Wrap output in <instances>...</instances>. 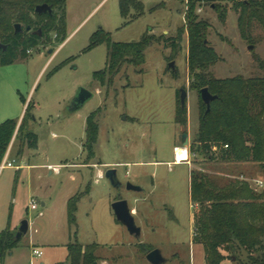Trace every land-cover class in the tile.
Wrapping results in <instances>:
<instances>
[{"label":"rangeland","instance_id":"374dc122","mask_svg":"<svg viewBox=\"0 0 264 264\" xmlns=\"http://www.w3.org/2000/svg\"><path fill=\"white\" fill-rule=\"evenodd\" d=\"M139 1L144 7L143 15L123 25L118 0H67L68 32L65 30L64 41L56 42L55 33H50V42L32 49L26 59L0 67V83L12 90L17 106L25 103L23 114L27 105L32 108L26 131L37 136L38 151L33 152L37 155L29 152L22 157L20 162L24 164L41 163L39 158L43 153L50 158V164L80 162L86 117L100 110L96 120L98 137L94 162L103 175L110 169L102 164H112L121 187L113 189L104 177L95 183L89 169L82 171L85 182L82 191L90 187L77 205L78 244L97 245V259L107 264H149L145 259L147 254L137 248L138 245L157 250L163 259L161 264H205L203 246L194 238L199 205L190 199L191 173L206 176L219 188L246 183L260 194L264 190L263 171L252 163L210 162L191 151L199 113L197 93L189 89L187 35L183 34L172 61L168 42L184 27L187 0ZM161 3L165 4L164 9L150 11ZM218 4L227 8L223 23L213 9ZM232 4V0H212L196 9L198 19L209 25L206 41L220 59L210 71L216 79L264 77L253 60L257 56L264 61V31L253 24L249 32L251 43L243 40ZM98 29L108 33L114 43L137 42L147 30H151L159 42L145 51V62L140 68L124 66L110 86L101 87L92 75L104 70L106 47L83 53L90 36ZM66 61L69 62L48 78L54 68ZM171 63L173 70L169 68ZM79 90L87 91L91 97L80 109L69 112ZM181 90L186 92L185 128L176 126L173 121ZM183 134L189 136L188 163L172 164V148L182 146L178 137ZM22 139V135L13 136L10 143L13 151L24 150ZM179 153L178 160L183 158ZM61 171L59 177L51 178L46 177L44 170L38 171L41 177L33 179L38 186L50 189L52 202L67 184H74L68 180L69 174L78 178V171ZM7 177L12 180L13 171L4 170L0 175L2 231L14 192L11 181L8 186L5 183ZM23 179L21 186L25 183ZM127 183L141 191H127ZM22 191L17 198L22 218L18 229L23 221L30 227L0 264H68L65 244L74 242L73 231L69 233L66 223L59 225L52 219L47 208L39 207L38 211L43 213L41 218L37 212L26 214L28 203ZM116 199L127 201L129 209L137 212L131 215L140 229L138 239L130 236L115 220L110 206ZM13 232L15 237L17 231ZM127 244L134 247L126 249ZM34 251L38 252V257L32 256ZM222 254L227 256L222 264H238V253Z\"/></svg>","mask_w":264,"mask_h":264},{"label":"trees","instance_id":"16d2710c","mask_svg":"<svg viewBox=\"0 0 264 264\" xmlns=\"http://www.w3.org/2000/svg\"><path fill=\"white\" fill-rule=\"evenodd\" d=\"M212 0H187L184 13V27L179 29L174 40H168L171 57L178 51L184 33L187 35L186 68L189 89L198 96V129L190 147L199 158L217 163H252L263 171L264 177V77L244 79L240 76L216 79L210 69L219 62V57L206 41L209 25L199 20L196 9ZM231 9L237 14V29L241 38L251 43L249 35L253 24L264 31V0H232ZM51 8L50 15H37L38 6ZM165 4L154 6L150 11L164 9ZM214 11L221 23L226 19L227 8L214 5ZM118 11L123 25H127L143 15L144 7L139 0H118ZM135 16V17H132ZM21 26L15 33L14 25ZM30 32H26V28ZM40 31L41 35L33 32ZM55 33V41L65 39V0H0V67L26 59L28 52L50 42L49 34ZM162 38V37H161ZM159 42L151 30H147L140 40L131 43H114L108 33L98 29L89 38L83 53L99 46L107 50L106 64L102 71L92 78L101 87L110 86L114 77L124 66L140 68L145 62V51ZM257 68L264 73V61L253 57ZM71 61V60H69ZM54 68L48 78L57 73L67 62ZM174 76H176L174 74ZM207 89L215 97L206 111L199 92ZM179 96V92H178ZM23 104H25L23 102ZM31 106L27 105L18 125L15 120L0 124V164L10 146L13 136L22 135L28 149L36 148V136L27 132L31 119ZM100 110L89 114L85 121V137L82 145L86 161L94 157V146L98 137L97 117ZM174 124L187 126L186 106L177 102ZM226 147V148H224ZM76 194L67 202V225L73 231V243L66 246L68 264H97V245L81 246L76 242V212L80 199L87 195ZM190 199L199 205V215L194 233L196 241L203 246L205 264H222L224 254L235 255L238 264H264V190L255 193L248 184L239 183L230 187H216L201 174L191 173ZM119 199H116V201ZM0 232V262L6 253L16 248L18 240L10 230L9 219ZM247 253L242 257L234 242ZM148 254L151 248L138 245Z\"/></svg>","mask_w":264,"mask_h":264},{"label":"crops","instance_id":"0c3cea01","mask_svg":"<svg viewBox=\"0 0 264 264\" xmlns=\"http://www.w3.org/2000/svg\"><path fill=\"white\" fill-rule=\"evenodd\" d=\"M65 4L67 5V0H65ZM65 30L68 32V15H66V11H65ZM24 105L25 104L22 103V105L17 106V103H16V100L14 98V94H13L12 90L10 88H8V85H6V84L2 85L0 83V124L3 123L4 121H7V120H15L18 122V125H19L22 118H23V115H24L23 114ZM31 123H32V121H31ZM29 126H30V123L27 124V128ZM33 135H35V134H33ZM84 137H85V128H84ZM176 137H178V135ZM178 138H180V137H178ZM187 140L189 141L188 135H187ZM36 141L37 142H36V148L35 149H28L26 144H25V148L21 153L13 151V149H12L13 145H11L9 148V153L7 155V160L8 161H15V166L17 167V169H4V170L13 171L12 180H9V177H7L8 179H6V181H5L7 186L11 181V183L14 187V189H13L14 192L12 193L10 207L8 208V213L6 216V224H7L9 209H11L10 219H9V226H10L11 231H18V223L20 221L19 219H22L19 216L20 214H19L18 204H17V202H18L17 198L19 196L20 191L24 190L25 192L23 194H25L26 198H27L28 204L26 207V212H25L26 214L28 212L29 213L30 212H37V216L41 218V217H43V213L38 211L39 207H41L43 209L47 208V212L50 215V217H52V219H55L56 221H58L59 225H63L64 223H66V225H67V202H68V200H70L76 194L83 193L85 191V190L82 191L83 190L82 187L85 183L84 182V174L82 171L84 169H89V173H91L92 175L94 174V182L95 183L98 182V181H96L97 173H102L100 170H98L97 163L94 162L95 155L92 158V160L86 161V154L83 152V149L81 152L82 160L78 163H76V162H70V163H68V162H64V163L55 162L54 164H50V158L48 157L47 154H44V153L41 155V158H39V161L41 160V163L30 164L28 162L27 164H24V163L20 162L22 160V157H24L25 155H28L29 152H31V154H32L34 151H38L37 136H36ZM174 147H176V146L174 145L173 148ZM33 154L37 155L36 153H33ZM35 155H33V156H35ZM172 164H173V162H172ZM102 165L106 166L109 169H114L113 168L114 166L112 164L111 165L110 164H102ZM47 166L59 167L60 168L59 173L56 175L49 173V171H47V169H46ZM65 169L66 170L71 169L73 171H78L77 172L78 178L75 179L71 174H69L68 180L74 184H72V185L67 184L66 187L64 189H61V191L58 193L56 200L54 202H52L50 189L47 187L38 186L36 183H34L33 179L35 177L37 179L40 178L41 177L40 172L42 170H44L46 172L47 178H51L52 176L59 177L61 172H62L61 170H65ZM4 170L0 171L1 172L0 175H2V172ZM38 171H40V172H38ZM22 178L25 179V183L22 184V186H21L20 182H21ZM89 187L90 186H86V188H88V190H89ZM119 200H121V199H119ZM30 201H34L35 206H30L29 205ZM79 203H80V201H79ZM16 206H17V208H16ZM130 211L132 214H137L135 209H131ZM0 224H1V204H0ZM115 226H116L115 228H117L118 225H115ZM29 227H30V224L28 223V230H29ZM1 231L2 230L0 229V232ZM27 233H28V231H27ZM29 245H31L30 240H29ZM66 246H67V244H65V247ZM132 247H134L133 244H127L125 248L127 249V248H132ZM32 256H33V253H32ZM97 264H107V263L105 262V260H98Z\"/></svg>","mask_w":264,"mask_h":264},{"label":"water","instance_id":"95a60500","mask_svg":"<svg viewBox=\"0 0 264 264\" xmlns=\"http://www.w3.org/2000/svg\"><path fill=\"white\" fill-rule=\"evenodd\" d=\"M237 1H243V0H237ZM51 12H52L51 8L48 7L47 5H41V6L36 7V9H35V14H37V15H44V14L50 15ZM14 30H15V33L21 32V26L18 24L14 25ZM26 32H30L29 27L26 28ZM33 34L38 35V36L41 35L40 31L33 32ZM206 42L207 41H205V43ZM0 48H2L3 50L5 49L1 45H0ZM248 49H251V47H249ZM169 68L172 70L174 69L173 63H171L169 65ZM199 96H200L201 102L206 107V111H209V105L213 100H215V97L211 96L208 93L207 89H202L199 92ZM90 97H91V95L87 91L79 90L71 102V105L69 107V112H75L78 109H80ZM185 100H186V92L184 90H181L180 91V104L182 107L185 105ZM179 141L183 147L187 148L188 140H187L186 134L181 135L179 138ZM103 177L113 189H119L121 187V184L118 181L115 170H113V169L107 170L104 173ZM125 188L127 191H132V192H140L141 191L140 188L135 187L129 183H127L125 185ZM110 208L113 212L115 220L121 226H123L126 229L127 233L130 236H133L135 239H138L140 236V229L137 228L135 223H134L133 217L131 215L132 213L129 210L127 201H125V200L114 201L111 204ZM27 231H28V222L23 221L20 224V227L16 233V236H15L16 240H19L22 236L26 235ZM234 243L237 246V248L239 249L242 257H247V253L239 245V243L236 241ZM145 259L149 264H161L163 262V259L157 250L150 251L146 255Z\"/></svg>","mask_w":264,"mask_h":264},{"label":"built area","instance_id":"2783aa9c","mask_svg":"<svg viewBox=\"0 0 264 264\" xmlns=\"http://www.w3.org/2000/svg\"><path fill=\"white\" fill-rule=\"evenodd\" d=\"M31 52L29 51L28 54H30ZM226 148V147H224ZM179 150H183L184 152V159L181 160H177V151ZM9 153V149L7 150L4 159L2 160V163L0 164V171L4 170V169H17V167L15 166V161H8L7 160V155ZM188 159H189V155H188V150L187 148L183 147V146H178V147H174L173 148V164H187L188 163ZM47 171H49V173L51 174H58L60 168L59 167H52V166H47L46 167ZM103 178V174L102 173H97L96 175V181H99L100 179ZM258 185H261L260 182H258ZM30 206H35V202L34 201H30L29 203ZM33 256L38 257L39 254L38 252L34 251L33 252Z\"/></svg>","mask_w":264,"mask_h":264},{"label":"bare ground","instance_id":"6f19581e","mask_svg":"<svg viewBox=\"0 0 264 264\" xmlns=\"http://www.w3.org/2000/svg\"><path fill=\"white\" fill-rule=\"evenodd\" d=\"M179 151L183 154V158H181V159H184V152H183V150H179V149H178V151H177V158L179 157V154H180ZM181 159H180V160H181ZM177 160H178V159H177Z\"/></svg>","mask_w":264,"mask_h":264}]
</instances>
